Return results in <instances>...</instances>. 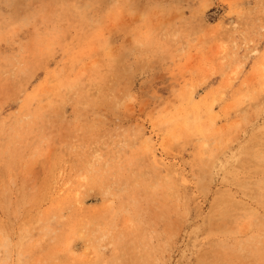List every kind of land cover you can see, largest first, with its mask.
<instances>
[{
  "label": "rangeland",
  "instance_id": "374dc122",
  "mask_svg": "<svg viewBox=\"0 0 264 264\" xmlns=\"http://www.w3.org/2000/svg\"><path fill=\"white\" fill-rule=\"evenodd\" d=\"M0 264H264V0H0Z\"/></svg>",
  "mask_w": 264,
  "mask_h": 264
}]
</instances>
